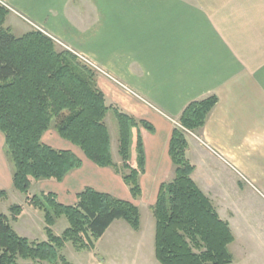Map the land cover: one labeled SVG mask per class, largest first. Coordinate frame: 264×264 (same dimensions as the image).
Returning a JSON list of instances; mask_svg holds the SVG:
<instances>
[{
  "label": "trees",
  "instance_id": "trees-1",
  "mask_svg": "<svg viewBox=\"0 0 264 264\" xmlns=\"http://www.w3.org/2000/svg\"><path fill=\"white\" fill-rule=\"evenodd\" d=\"M9 11L0 5V133L13 164V186L26 194V206L44 212L47 241L21 236L13 223L23 206L14 205L11 216L0 212V264H70L60 252L67 244L77 251L94 249L114 222L123 220L141 229L139 207L130 201L86 188L74 205H65L55 193L30 196L35 181L63 182L82 168L71 150H58L43 141L55 124L59 137L79 148L100 168H112L129 188L131 197L143 195L141 178L146 174L142 128L154 126L107 104L97 75L69 51H58L52 39L39 31L15 36L6 27ZM219 100L210 96L192 102L172 131L169 156L174 179L163 183L153 206L156 222L155 257L159 264H233L229 247L235 242L230 224L223 220L212 200L193 179L196 167L187 157L186 132L198 133ZM113 112L118 124V153L114 162L106 123ZM8 199L0 191V201ZM66 218L69 227L56 236L52 227Z\"/></svg>",
  "mask_w": 264,
  "mask_h": 264
},
{
  "label": "crops",
  "instance_id": "crops-1",
  "mask_svg": "<svg viewBox=\"0 0 264 264\" xmlns=\"http://www.w3.org/2000/svg\"><path fill=\"white\" fill-rule=\"evenodd\" d=\"M0 5L9 11L6 27L14 34L25 35L38 25L65 40L70 33L75 36L71 40L86 35L88 55L109 74L99 84L112 86L118 80L141 98L134 101V111H127L155 129L142 130L147 159L143 193L144 178L159 192L174 172L169 156L173 121L197 99L216 96L219 102L195 150L188 140L187 157L203 156L199 146L218 151L264 196V0H0ZM76 155L82 168L51 183L59 201L61 188L74 193L76 202L86 188L110 195L118 188L126 191L112 168ZM13 172L0 133V191L14 187ZM96 176L105 178L101 188L93 183ZM206 183H199L201 190Z\"/></svg>",
  "mask_w": 264,
  "mask_h": 264
},
{
  "label": "rangeland",
  "instance_id": "rangeland-1",
  "mask_svg": "<svg viewBox=\"0 0 264 264\" xmlns=\"http://www.w3.org/2000/svg\"><path fill=\"white\" fill-rule=\"evenodd\" d=\"M9 19H11V17H9ZM35 29L36 28L33 26L29 31L32 32L35 31ZM15 34L17 37L24 35L23 32L19 31ZM50 35L56 37L53 34ZM66 36L68 41L63 38H56L64 43L68 48L56 45L57 50L68 51L67 49H69L74 53H80L91 59L104 71V73H106V75L103 73L100 74L97 72V70L94 69V71L87 66V68L96 73L98 86L105 94L107 104L110 107L122 108V110L125 111H127V109L134 111V101L142 100L141 98L137 97L135 91L132 90L127 84L118 80H112L114 84L112 86L109 85L106 87L103 82L99 84V78H103L105 76L108 77L109 74L103 69L102 65L96 61V59L88 55L87 36L82 35L79 36L81 38H73V40L78 41V44L82 46L83 49L81 50L77 49V44L71 40L72 37L75 36H72L71 33L67 34ZM77 61L82 65H85L79 61L78 58ZM203 99L205 98L199 100L197 99V101ZM129 101L133 104H131ZM124 103L127 104L124 105ZM122 105H124V107ZM127 112L132 114L129 111ZM179 120L180 118L173 121L174 128L180 127ZM106 123L111 134L114 162L117 165H121V159L118 153V124L116 116L113 112H110L107 116ZM142 130L145 129L142 128ZM186 138L189 140L190 146L192 145L191 149L195 150L194 147L198 145L196 143V139L200 138L199 132H186ZM44 142L49 144V146H56V144H58L56 147H54L58 150H71L75 154H83L79 149L73 147L72 144L62 140L57 135L55 124L45 134ZM199 147L198 151L199 153L203 154V156L200 157L199 155H194L196 156L194 157L193 154H191L192 159L190 158L192 160L191 163L197 169V173H195L193 179L199 186H203L199 184L201 181L207 182V187L202 188V191H204V189L206 190L205 194L212 200L214 206L218 210L220 217L223 220L229 221L231 223V229L235 237V242L229 247V251L234 258L233 264H264L263 194L253 188L245 176L239 175L240 173L233 170L234 167L231 161H223V159L219 158L221 154L218 151L212 152L207 147H202L204 150L200 149L201 147ZM198 151L196 149L197 154ZM209 153H211L216 158L208 157ZM222 164L226 166L224 167ZM11 165L13 168L12 163ZM112 170L115 171L114 169ZM174 172L170 175V178H168L165 183L174 179ZM104 179L105 178L103 177L96 176L93 183L101 188L104 183ZM143 180L145 183L144 193L138 200H134L131 197L130 190L125 185L124 187L126 188V191L124 189L118 188L116 191L117 193H111L114 197L130 201L139 207L141 215L140 231H135L125 221L118 220L114 222L104 237L94 241V249L77 251L72 244H67L65 249L60 252L61 256L65 257L70 264H159L155 257L156 222L153 217L152 210L156 203L158 190L157 185H152L150 179L144 178ZM51 183L56 184V181H35L29 195H41L42 193H49L53 191L55 186L51 185ZM207 189L210 191H207ZM238 189H240L241 192H238ZM221 190H223L224 193ZM7 193L9 194V198L0 201V212L10 217L11 208L14 205H26V199L28 196L16 191L14 187L11 189V191H7ZM59 195L60 201L66 205H73L76 203L75 194L72 192H66L65 188H61L59 190ZM26 209V214L24 216H20L19 219L13 223L14 229L21 236L28 238L31 241H47L48 237L45 233L47 225L44 218V212L35 210L33 208L30 210L29 207H26ZM68 227V221L66 218H63L57 221L55 226L52 227V231L56 236L60 237Z\"/></svg>",
  "mask_w": 264,
  "mask_h": 264
},
{
  "label": "built area",
  "instance_id": "built-area-1",
  "mask_svg": "<svg viewBox=\"0 0 264 264\" xmlns=\"http://www.w3.org/2000/svg\"><path fill=\"white\" fill-rule=\"evenodd\" d=\"M34 26H35V28H36L37 31L42 32L43 34H45L46 36H48L50 39H52L56 45L63 46L64 48H68L59 39H57L56 37L50 35L49 33H47L41 27H38L36 25H34ZM67 50L70 51V52H72L69 49H67ZM72 53L78 58L79 61H81L82 63H84L86 66L90 67L92 70L95 69V70H97L98 73H100V74L103 73L104 75H106V73H104V71L97 64H95L91 59H89L87 56L82 55V54L77 53V52L76 53L72 52Z\"/></svg>",
  "mask_w": 264,
  "mask_h": 264
}]
</instances>
